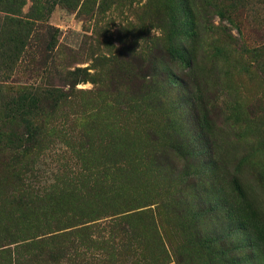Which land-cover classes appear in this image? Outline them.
<instances>
[{"label": "rangeland", "instance_id": "rangeland-1", "mask_svg": "<svg viewBox=\"0 0 264 264\" xmlns=\"http://www.w3.org/2000/svg\"><path fill=\"white\" fill-rule=\"evenodd\" d=\"M157 1H0V8H17L35 25L34 54L38 47L51 46V53H43L44 67L37 64L32 68L34 74L19 69L0 86V235L8 231L7 239L0 244L9 251L10 264H119L107 261L101 253L104 246L89 244L95 234L83 235L80 240L74 236L56 238L45 242L40 251L35 245L22 246L26 243L22 239L38 232H51L47 237L101 224L102 220L86 221L103 212L108 214L113 206L123 210V206L138 203L151 204L139 210L151 211L169 255L168 264H174L173 250L183 244V237L176 221L164 218L159 200L165 197L167 167H174L178 175L184 162L164 152L167 144L162 136L171 138L172 132H184L188 141L187 132L193 127L188 107L177 98L183 95L180 89L173 88L164 101L160 98L163 85L156 74L161 38ZM194 11L198 40L192 49L191 67L170 63L171 79L182 77L204 101L203 109L197 112L207 114L212 132L213 162L217 166L213 181L237 210L247 215L252 226L249 232L258 241L261 251L253 249V256H245L243 263H262L264 58H241L235 46L239 43L252 48L264 43V0H194ZM2 17L0 13V28L8 32ZM31 82L58 89L65 97L39 105L33 119L37 132L21 153L17 141L23 133L22 125L11 119L8 98L12 90ZM154 136L161 142H152ZM129 151L141 154L140 175L134 180L137 188L129 190L119 183L113 187L109 165L112 161L125 165L122 158ZM88 152L85 158L80 156ZM194 162L200 163L198 159ZM83 165L102 167L105 176L100 180L106 182L92 187L88 183L76 193L60 190L41 195L37 210L22 211L25 215L21 216L13 214L17 220L4 223L3 215L12 213L6 209L5 199L18 179L28 181L39 192L56 184L64 174L79 172ZM126 167L125 173L129 174L130 167ZM196 173L194 179L188 175L187 182H203L197 185V192L205 198L207 179L201 176V169ZM184 181L177 179V187L183 188L182 196L192 204L188 184L182 187ZM132 225L138 232L150 228L143 216L135 217ZM56 229L62 230L52 233ZM234 238L240 239L241 235ZM146 244H151L150 237ZM74 250L80 257L72 255ZM244 250L248 252L249 248ZM89 255H99L101 261L87 259ZM125 264H129V258Z\"/></svg>", "mask_w": 264, "mask_h": 264}, {"label": "trees", "instance_id": "trees-1", "mask_svg": "<svg viewBox=\"0 0 264 264\" xmlns=\"http://www.w3.org/2000/svg\"><path fill=\"white\" fill-rule=\"evenodd\" d=\"M157 4L160 8L161 38L158 48L159 69L156 74L159 82L163 85L160 98L161 101H164L166 95L174 90L173 88L180 89L183 95L178 94L177 98L188 107L193 127L192 132H187L190 137L188 141L184 132H172L171 138L162 136L167 144L164 152L184 162L178 175L174 167L170 165L167 167L164 174V178L167 179L164 188L165 197L159 200L161 203L159 207L161 206L164 212V218L170 219V222L176 221V228L183 237V244L173 250V262L174 264H244V257H252L253 249L261 250L257 239L249 232L252 226L248 223L247 215L238 211L233 202L225 197L221 188L217 187L213 181L217 166L213 162L212 132L209 129L207 114L197 112L198 108L203 109L204 101L198 96V91L192 92L188 87V81L183 80L182 77H178L179 79L176 80L171 79L173 75L169 67L170 63L176 61L185 69L191 67L192 49L198 40L194 0H158ZM0 13L3 14L2 22L6 23L10 29L7 32L0 28V86H2V82H7L19 69L31 74L32 68L44 67L46 60L43 53H51V49H49L51 46L45 44L42 46L43 50L38 47L37 54H34L32 30L35 25L29 21V17L22 15L17 8L13 9V7L0 8ZM235 50L241 58L244 55L248 58L254 56L264 58V43L252 48L238 43ZM36 56L39 58L38 60H36ZM64 97L65 93L58 89L40 87L34 82L22 86L18 90H12V94L8 98L12 108L9 111L12 112L11 119H17L22 125L21 132L23 133L17 141L21 143L18 147L21 153L26 151L27 145L32 142L34 132H37L38 125L33 119L39 105L45 101L56 103ZM154 137L152 142H161L157 136ZM86 154L89 152L81 153L80 156L85 158ZM122 159L125 165L130 167L129 174L125 173L127 167L122 162L112 161L113 163L109 165L108 169L112 173V178L109 181H114L113 187L119 183L122 187L125 185L129 190H134L137 188L134 180L140 175L138 167L141 154L129 151L123 155ZM197 159L200 163L195 164L194 161ZM197 169H201L204 174L201 176L207 179L205 184L209 189L203 192L205 198H200L197 192V185L204 184L203 182L197 184L196 179L194 182H187L190 179L189 176L194 179L198 175ZM192 170H194L193 175L190 174ZM68 173V175L61 176L59 181H55L56 184L50 185L47 189L43 187L39 192L34 190L28 181L18 179L5 199L6 209L12 213L3 215L4 223H13L15 219L17 220V218H12L13 214L21 216L25 215L22 211L32 213L37 210L35 205L41 201L39 200L41 195L60 190L76 193L83 186L86 187L88 183H91L92 187L95 184L101 185L106 182L100 180L105 176L102 167L92 168L83 165L79 172ZM123 175L128 176L129 180L125 181ZM179 178L186 179L182 187H186L188 184L190 195H192L190 198L192 204L182 196L183 188L177 187ZM140 205L138 203L131 207L123 206V210H117L118 206H113L108 208L110 209L108 214L103 212L100 217L89 218L86 221L102 220L101 224L84 225L47 237L45 235L51 234V232L28 234L22 239L26 242L22 246L35 245L40 248L38 249L40 251L45 242H52L56 238L74 236L80 240L83 235L95 234L93 240L89 238V244L104 246L101 248V253L107 257V261L112 259L113 262L125 264L126 259L129 258V264H168L169 255L161 243L160 232L155 229L151 211L149 209L139 210L151 204ZM28 215L30 214H26V216ZM138 216H143L149 221L148 232H138L132 225V221ZM0 222H2L1 218ZM60 230L62 229H56L52 233ZM4 233L6 234L0 235V241L7 239L8 231ZM15 233L16 231L11 235ZM236 234L241 235V238H234ZM148 237L151 239L149 246L146 244ZM4 246L5 244H0V264H5V262L10 264L9 251L7 248H3ZM244 248H249V251L246 252ZM72 255L80 257L75 250ZM87 259L101 261L99 255L97 257L89 255ZM255 264H264V262Z\"/></svg>", "mask_w": 264, "mask_h": 264}, {"label": "clouds", "instance_id": "clouds-1", "mask_svg": "<svg viewBox=\"0 0 264 264\" xmlns=\"http://www.w3.org/2000/svg\"><path fill=\"white\" fill-rule=\"evenodd\" d=\"M153 31H156L155 29Z\"/></svg>", "mask_w": 264, "mask_h": 264}]
</instances>
